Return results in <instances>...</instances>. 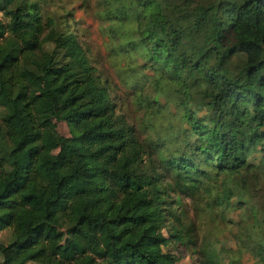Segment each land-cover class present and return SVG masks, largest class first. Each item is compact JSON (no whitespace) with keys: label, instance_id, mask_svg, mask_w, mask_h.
<instances>
[{"label":"trees","instance_id":"trees-1","mask_svg":"<svg viewBox=\"0 0 264 264\" xmlns=\"http://www.w3.org/2000/svg\"><path fill=\"white\" fill-rule=\"evenodd\" d=\"M97 3L120 84L143 117L164 112L152 148L175 187L223 174L227 192L209 209L220 199L247 204L260 232L254 264H264V205L255 203L264 186V0ZM0 14V232L11 230L0 264H177L168 245L187 244L185 232H162L168 215L178 221L166 190L154 168H141L136 131L115 113L70 20H44L36 0H0ZM147 78L164 106L142 93ZM52 119L70 135L57 137Z\"/></svg>","mask_w":264,"mask_h":264},{"label":"rangeland","instance_id":"rangeland-1","mask_svg":"<svg viewBox=\"0 0 264 264\" xmlns=\"http://www.w3.org/2000/svg\"><path fill=\"white\" fill-rule=\"evenodd\" d=\"M36 1L40 4L44 20L47 17L53 18L55 21L62 17H65V20H70V29L77 33L78 40L85 49L89 61L95 67L96 73L110 85L108 91L111 102L114 104L115 113L122 115L134 127L137 138L145 151L141 168L149 172L152 168L155 169L162 187L166 190V199L171 202L168 210L173 211L178 219L176 221L172 215H168L162 232L165 236H169L171 225L185 232L184 241L187 244L171 241L168 245V250L177 258V264H254L261 256V252L257 249L260 232L252 227L253 210L251 211L247 204H236L235 198H232L231 201L220 199V204L209 209L213 197L221 198L227 192L225 176L219 174L214 178L213 176L200 175L202 177L195 188H189L187 185V188H183L185 191L181 193L175 187L173 173L165 170L160 163L152 145L161 135L164 112H159V116L156 113L154 116L143 117L145 110L137 105L132 90L120 84L114 65V61L117 60L108 53L107 39L101 31L100 21L96 16L97 0ZM138 63H146L148 66L144 69L145 74H154L149 67L150 63L140 60ZM170 66L172 68L166 69L167 73L174 75L179 73L177 69H173L172 64ZM153 81L152 78L144 80L142 93L150 99H156L154 106H164L165 99L156 96ZM167 108V113H165L167 116L170 112L175 111L174 105L171 103ZM192 111L196 116L205 114L204 109L201 111L192 109ZM50 125L57 137L68 136L71 133V127L64 121L52 119ZM259 157L260 153L258 152L250 160L257 163ZM255 203L258 207L264 205V186L258 193ZM20 226L26 229L22 221H20ZM10 236V229L1 231L0 242H8ZM208 244L212 245L216 251L214 255L211 253L206 255L203 252L204 248L210 247ZM234 258L237 263L234 262Z\"/></svg>","mask_w":264,"mask_h":264}]
</instances>
